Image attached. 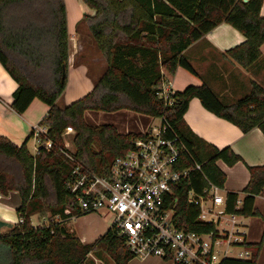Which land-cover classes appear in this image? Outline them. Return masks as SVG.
Here are the masks:
<instances>
[{"label":"trees","instance_id":"obj_1","mask_svg":"<svg viewBox=\"0 0 264 264\" xmlns=\"http://www.w3.org/2000/svg\"><path fill=\"white\" fill-rule=\"evenodd\" d=\"M96 13L82 20L106 60V70L93 90L74 103L60 107L59 99L68 82L70 36L65 0H0V63L18 87L12 109L23 114L35 99L49 110L39 123L48 128L55 148H40L31 154L26 143L15 145L0 137V192H17L21 198V222L0 236V243L11 251L9 264H87L91 254L105 253L115 264H129L135 256L125 239L110 227L92 243H84L69 233L64 222L82 217L68 194L65 182L72 168L62 161L68 129L75 132L76 157L97 174H106L118 156L126 154L132 140L143 134H120L109 124L91 125L86 111L115 112L122 109L154 118L165 117L183 140L203 174L220 188L225 173L217 166L223 161L234 166L242 158L230 147L218 149L195 135L184 116L192 99L243 133L258 128L264 134V89L253 84L251 92L227 105L207 85L188 86L175 92L174 104L166 106L159 89L166 73L179 67L196 74L184 52L204 35L226 23L246 38L245 43L228 51L227 56L250 68L261 56L264 45V0H82ZM32 137V133L30 135ZM184 167L191 156L183 157ZM250 180L243 190L227 194V215L260 217L256 197L264 191V166L249 167ZM202 173H194L173 193L178 198L175 223L179 229L197 233H217V225L199 219L200 209L188 203L191 189L202 193L208 186ZM49 213L61 222L34 227L32 217ZM250 258H225L221 264H258L264 238L259 243L240 244Z\"/></svg>","mask_w":264,"mask_h":264},{"label":"crops","instance_id":"obj_2","mask_svg":"<svg viewBox=\"0 0 264 264\" xmlns=\"http://www.w3.org/2000/svg\"><path fill=\"white\" fill-rule=\"evenodd\" d=\"M65 4L70 36V57L67 89L57 102L59 106L62 99H65L66 105L72 104L90 93L95 82L104 74L107 66L106 63L100 64L103 61V55L97 44H93V37L88 28L82 24L85 15L94 16L96 12L82 0H65ZM261 17L264 18V2L261 7ZM245 41V36L231 25L226 23L219 25L184 52L185 59L196 74L179 67L173 75L166 73V81L171 83L175 92H182L191 85L207 84L221 102L227 105H231L248 95L254 83L264 89V45L260 49V58L250 68L242 67L227 56L228 51L242 45ZM17 87V83L0 63V137L8 138L19 147L26 143L31 154L35 155V152L33 153L30 149V145L34 141L33 137H30L31 131L33 126L39 125L44 119L49 107L39 99H35L23 114H18L11 107ZM101 113L105 114L106 123L100 122L99 115ZM85 118L91 125H112L120 134L146 133L153 128L152 122L156 119L127 109L110 113L86 111ZM184 120L192 132L208 144L218 149L230 147L235 154L242 158V161L234 166H228L223 161L217 162V166L226 175L225 186L222 190L226 195L231 192L238 193L240 195L239 205H241L245 197L243 190L250 180L249 167L264 166L263 132L255 128L248 133H243L233 123L207 110L197 98L192 99L189 103ZM20 206L21 198L17 192H11L8 195H2L0 192V223L8 224L1 229L0 236L7 234L11 226L19 224L20 216L17 210ZM255 207L260 212V217L230 215L233 226L231 230H224L240 235L242 243H259L264 238L263 224H260L261 228H258L261 230V235L259 234L258 237L260 239L251 240L250 238L254 237L253 233L256 227L253 219L259 218V221L264 223V191L256 197ZM35 219L40 225L42 221L48 222L49 216L34 215L32 225L38 226L34 222ZM260 225L258 224L259 227ZM64 226L71 233L66 224ZM217 230L224 231L219 230L218 227ZM80 239L84 243H92L85 241L82 237ZM102 254L106 255L105 253ZM102 254H91L87 259V264L114 263L106 255L110 259L108 262ZM249 258L246 257L245 260ZM136 259L130 261L129 264H169L154 257L139 258V261ZM10 261V249L0 243V264H9Z\"/></svg>","mask_w":264,"mask_h":264},{"label":"built area","instance_id":"obj_3","mask_svg":"<svg viewBox=\"0 0 264 264\" xmlns=\"http://www.w3.org/2000/svg\"><path fill=\"white\" fill-rule=\"evenodd\" d=\"M174 95L171 83L165 78L159 98L166 106H172ZM159 119L160 126L132 140V148L115 158L106 174L94 172L65 144L64 149L60 148L62 161L72 168L65 182L66 191L81 214H98L103 218L110 215L111 227L125 239L127 248L137 258L154 257L169 264H221L229 258V248L242 243V238L231 231L197 233L176 226L178 198L173 200L174 190L194 173L203 174L202 164L194 160L165 117ZM31 133L36 144L35 155L40 148H55L47 127L35 125ZM185 155L194 161L186 168ZM203 177L208 186L202 193L191 189L188 203L200 209L201 221L217 225L226 215L227 195L204 174ZM55 218L47 225L34 227L61 222L60 216Z\"/></svg>","mask_w":264,"mask_h":264},{"label":"rangeland","instance_id":"obj_4","mask_svg":"<svg viewBox=\"0 0 264 264\" xmlns=\"http://www.w3.org/2000/svg\"><path fill=\"white\" fill-rule=\"evenodd\" d=\"M92 41H93V44L96 45L93 38H92ZM105 63H106V60L103 56V61L100 64L103 65ZM66 103L67 102H65V99H62L59 104H60V106L65 107ZM67 105H70V104H67ZM99 116H100L99 118H101L100 122L106 123L107 120L104 119L105 114L101 113V115H99ZM152 123H153V128H158L160 126L161 121L159 118H156L153 120ZM74 137H75V132L73 130L66 131L65 136H64V141H65V144L67 145V147L70 151H76L75 144H74ZM30 149L33 153L35 152V150H36L35 141H33V143L30 145ZM42 215L43 216L48 215L49 216L48 221L57 220L55 217L50 216L49 213H45ZM253 220H254L253 221L254 226H256V227H255V231L253 233L254 237H251L250 239L251 240L260 239L258 237H259V234L261 235V230H258V228H261L260 224L264 225V223L261 222V220L259 221V218H255ZM34 222L36 225H39V222L37 219H35ZM40 222H41V220H40ZM48 223L49 222H47V221L46 222L42 221L43 225H47ZM65 224H66L68 230L72 234L78 236L79 238L80 237L84 238L85 241L93 242L96 239H98L100 236H102L112 226L113 221H112V217L110 215L108 217L103 218L98 214H89V215L82 216V217L71 218L67 222H65L64 225ZM258 224L260 225V227L258 226ZM232 226H233V224L231 222V216L227 215V214L226 215L224 214L222 216L221 223L217 224V227L219 230H224V229L231 230ZM258 241H260V240H258ZM246 253H247V251L242 246H240V244H237V245L234 244L229 248L228 257L229 258H235V259H245L247 257ZM240 254H242V257L240 256ZM103 256L109 262L110 259L106 255H103ZM248 257H250V256H248ZM135 258H137V257H135ZM136 260L139 261L140 259L137 258ZM258 264H264V247H263V250H262Z\"/></svg>","mask_w":264,"mask_h":264},{"label":"water","instance_id":"obj_5","mask_svg":"<svg viewBox=\"0 0 264 264\" xmlns=\"http://www.w3.org/2000/svg\"><path fill=\"white\" fill-rule=\"evenodd\" d=\"M246 1V0H245ZM8 224H6V223H3V222H1L0 223V232H1V229L3 228V227H5V226H7ZM13 226H11L10 228H12Z\"/></svg>","mask_w":264,"mask_h":264}]
</instances>
